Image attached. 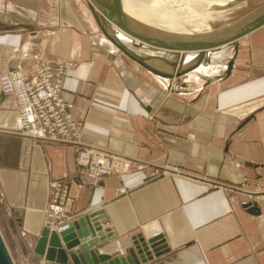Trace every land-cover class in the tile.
I'll return each instance as SVG.
<instances>
[{
	"label": "crops",
	"instance_id": "0c3cea01",
	"mask_svg": "<svg viewBox=\"0 0 264 264\" xmlns=\"http://www.w3.org/2000/svg\"><path fill=\"white\" fill-rule=\"evenodd\" d=\"M21 1L4 6L0 0V13L16 10L36 20L29 0ZM72 14L66 15L69 22L90 29L92 37L56 31L50 41L52 55L78 63L65 79L64 99L74 105L82 141L120 156L131 168L93 182L79 170L76 147L34 144L4 131L15 127L17 113L0 93V200L21 249L34 252L45 230L51 184L61 182L73 185L65 221L104 211L102 226L111 238L98 248L101 253L124 254L142 235L160 240V255L147 264H264V26L243 38L245 51L226 82L198 94L201 72L226 70L233 49L208 56L189 73L191 94L182 97L170 95L175 79L152 77L132 60L123 61L98 34L92 13L86 19ZM20 42L19 34L0 32V76L7 53ZM122 42L142 56H162L134 48L131 38ZM148 62L167 69L162 61ZM177 62L179 71L183 65ZM27 234L36 236L29 247ZM33 254L31 260L46 262Z\"/></svg>",
	"mask_w": 264,
	"mask_h": 264
},
{
	"label": "rangeland",
	"instance_id": "374dc122",
	"mask_svg": "<svg viewBox=\"0 0 264 264\" xmlns=\"http://www.w3.org/2000/svg\"><path fill=\"white\" fill-rule=\"evenodd\" d=\"M2 1H3L4 6H7V4L10 3V0H2ZM67 1L71 2V7L65 6V4H66L65 2H67ZM67 1H65V0H41L39 4H35L33 1L31 2V0L27 1L28 3L26 2V5L31 6L32 9L34 10L35 16L37 15L36 20L31 18V17L24 16V15L18 13L16 10H10V11L4 10L3 13H0V14H2V16L8 17L11 20V21H7L6 23H4L2 21L3 19H0V24H1L0 25V32L12 33L14 35L19 34L21 36L20 45L17 48H15L14 53H12V54L7 53V56L5 59V68L1 74L2 76L6 75L7 72L10 70L11 71L18 70L20 66L23 68V70L26 74L30 75L31 73H33V70L36 68L35 65L37 64V61L41 57L47 63L49 61L50 63H52V62L58 63L59 62V63L68 64L69 67H68L67 71L65 70L66 74H65L64 80H63L62 98L64 99L63 92H64L65 79L67 78L69 71L72 68L77 67L78 63L71 61V60H68V59H65L63 57L57 56V55H52V53L49 50L50 41H51V39H53L52 37L56 34V31H61V33H59V34H62L63 32H65L67 34V36L72 33V35H80V36H85L87 38L92 37V36H89L91 34L90 29H88V31H86V32L85 31L83 32L82 29H79L78 27L72 25L69 22V20L67 19L66 15H69L70 11H71V13H73L71 15L72 17H73V15L74 16L81 15L82 18L86 19L85 15L87 16V14H88V17L90 16L91 13L94 15V11H93L92 7L89 5L90 0H87V1L86 0H67ZM17 2L19 4L22 3L21 0H17ZM21 5H23V4H21ZM16 6H18V5H16ZM263 6H264V0H247V2L245 4L238 5V7H235L234 9H230L227 12L220 15L219 17H217V19L210 20V24L218 32L225 30V29H228V28H231V27L235 26L234 24H236L237 22L241 21L242 19L248 17L253 12H255L256 10L260 9ZM125 12L127 13L130 20H132V18H133L137 21H141L138 18H134V15H131L127 11V9L125 10ZM77 16H76V18H77ZM146 21H147L146 23L149 25V27L151 29L157 31L158 33H161L164 35L169 34L172 36L176 35L175 33H171L170 31H167V30H165L159 26H156L154 23H152L151 21H149L147 19H146ZM93 23L96 27H98V30H99L98 34H102L106 40H108L110 43H112L114 45V42L112 41V39L108 38L105 35V33L102 30L100 24L98 23L96 17H95V21H93ZM20 31H22V33ZM50 34H52L53 36H50ZM112 36L115 38V40H117V38L115 37V34H112ZM194 36L196 37L197 35H194ZM26 44H27V46H29V48H25ZM236 45L237 46L235 48H233V56L231 57V59L228 63V66L230 64L233 65L231 67V71L228 72V67H227L226 70H221L217 74L214 73L212 75H205L204 72H201V77L199 78L198 85H203V87H200V92L199 93L196 92V93L202 94L204 92V89L207 88V86L212 85V84H214V85L222 84L223 82L227 81V79L232 75L234 67L236 66V64L238 62V56H239L240 50L242 52L245 51L244 50L245 42H244L243 38L238 40ZM126 47H128V46H126ZM11 49H13V46L10 47V50ZM128 49H130V48L128 47ZM147 49H149V48L147 47ZM10 50H8V52ZM118 50L120 51V52L118 51L119 52L118 56H121V59H123V61L126 59L132 60L133 62H135L139 66L148 70L146 67L142 66L140 63H138L137 61L133 60L128 55H126L119 48H118ZM24 55H27V57H25ZM137 55L142 56L141 54H137ZM143 56L145 57V55H143ZM205 59H208V56H204L203 60H205ZM169 60L172 61L171 63H176V61L173 59H169ZM145 62L149 63L147 61H145ZM196 63H197V61H196ZM150 64L153 68L161 71L158 68V65L154 64L153 62H151ZM194 65L187 66L184 69L181 68L178 72L174 68V66H175L174 64L171 65V68H169L168 64L166 65L167 69H165V71H162V72L174 74V77H175L174 82L177 84V87L175 89L176 92L175 91L171 92L170 95L175 94L178 96L185 97V96H189L191 94L188 91V90H190L191 85L189 84L190 79H187V76L189 75V73H195V71L198 70L199 67L189 71V69L191 67H193ZM149 72L151 73V75L153 77L154 73L151 71H149ZM164 92L168 93L170 91H168L165 88ZM14 99H15V97L13 95L10 96V100L7 102L9 107L10 106L12 107V103H13L12 101ZM2 101L4 102L5 100H2ZM71 113H72V111H71ZM72 116H73V114H72ZM77 123H79V122H77ZM8 132H10V131H8ZM10 134H12V133H10ZM81 134L83 135L82 130H81ZM31 139L33 140L34 144L48 143V142H36V140H34L33 138H31ZM56 144H62V143H56ZM83 144L85 145L83 147L84 149L85 148H91V147H94V148L97 147V146H88L84 142H83ZM65 145H68V144H65ZM97 148H100V147H97ZM100 149L107 151L106 149H103V148H100ZM77 152H78V148L76 150V161L78 162L79 158H80V154H79V152L78 153ZM79 170L82 171V169L80 167H79ZM163 173L170 174L171 172L165 170ZM154 174H155V176H159V174L157 172H155ZM104 176H107V175H104ZM104 176H102V177H104ZM62 184L67 185L69 188L68 202H67V206H68L69 201L71 200V190L73 188V185L65 184V183H62ZM50 189H51V187H50ZM51 199H52V197H51ZM50 203H51V200H50L48 207L46 209V220L45 221L50 222V223L53 222L58 227L62 223H67V222L72 223L74 221V219H72L71 221H65L66 219L64 218V216L61 218H58V219L57 218H52V219L49 218L48 210H49ZM4 211L5 210H4L3 203L0 200V228H1V231L3 233L2 235H4L3 236L4 240L10 249V253L12 255V258H13L15 264H46L47 262L41 263L42 262L41 261L38 263V261L31 260V256L34 253V252H32V250H29V252L26 253V251H23V249H21V245L19 244V241L16 239V236H15L12 228L7 227V223L9 222V219L5 218L3 216ZM75 220H77V219H75ZM5 225H6V227H5ZM35 239H36V236L32 237L29 234L24 236V240H25L27 247H29L31 242L35 241ZM159 242H160V240L157 238L156 244L159 245ZM34 254H33V256H34ZM120 256H124V255L121 254Z\"/></svg>",
	"mask_w": 264,
	"mask_h": 264
},
{
	"label": "bare ground",
	"instance_id": "6f19581e",
	"mask_svg": "<svg viewBox=\"0 0 264 264\" xmlns=\"http://www.w3.org/2000/svg\"><path fill=\"white\" fill-rule=\"evenodd\" d=\"M113 1L114 0H90L89 5L93 7V11H95L97 16L98 15L100 16V14L104 16L101 10L97 8V6L100 5L108 13H111L113 17L117 18L118 16H116L115 11L111 9L112 8L111 5ZM246 2L247 0H119V4L121 8L120 16L124 19V22L129 26V28L135 32L134 34L144 35L151 40L152 39L157 40L158 41L157 43H161V44H162L161 41H164L167 43L169 42L168 44L175 43V42H181V41L198 42L200 45H203L206 47L205 49L202 50L205 54L203 56H210L215 53H216V56H219L221 53L231 51L233 48H235L234 46L235 42L233 40H232L233 42L232 41L222 42V43L219 42L218 44H212V45L210 43L215 40H220L222 38V37L219 38L221 35L227 34L229 36H234L235 33L238 32V30L241 28V26H243L244 24H248L250 20L245 19V21L244 20L241 21L239 25L233 26L231 28H228V29H225L219 32L212 27V25L210 24V20L217 19V17L227 12L228 10L234 9L235 7H238V5L245 4ZM124 7L127 9V11L131 15H134V18H138L142 22L137 21L133 18L132 20H130L127 13L125 12L126 9ZM146 19L154 23L156 26H159L167 31H170L171 33H175L176 35L172 36L169 34L164 35V34L158 33L157 31L149 27V25L146 23L147 22ZM105 20H106V24L103 21H101V24L105 27L106 31L108 32L110 36L112 34H115V37L118 40L116 41L118 42L119 45L123 44L127 46L122 41L124 40L125 42H128V38H131L132 39L131 43L134 48L139 49V48L146 47L147 49L148 47L149 48L148 51L149 50L152 51V55L154 53L153 51H156L160 53L162 56L174 57L176 60V63H171L172 61L166 59L165 57L157 56V55L145 57V59L148 61L159 60V61H162L166 65L168 64L170 68H171V65L174 64L176 66V67L174 66L175 69H177V67L179 66L177 60L180 61V64L182 63L183 65L182 69H184L187 66L196 64L198 54L195 51L188 50V49L187 50L190 51L189 53L185 52L184 50H175V51L169 50L168 51V49H165L159 46H152L146 42L140 41L135 36H132V34H128L127 32H125L123 29L117 26L116 23L111 20V18L110 19L106 18ZM118 20L121 21V19H118ZM194 35H197V36L199 35V36L198 38H193L195 37ZM50 36H53V35L50 34ZM246 36H243L240 39ZM240 39L238 38V40ZM118 44L114 43V46L116 47L117 50L119 48L117 46ZM156 45H160V44H156ZM25 48H29V46H27L26 44ZM143 52L144 51H142V53ZM186 60H189V63L187 64V66H184V62ZM201 60H203V57ZM204 61L205 60H203L199 68L203 65ZM159 76L169 81H173L175 79V77L173 79L167 78V76H163L162 74H159ZM5 97L8 98V100H10V96H5ZM6 107L10 110L16 111L13 105L12 107L11 106L9 107L7 104ZM16 113H17V118H16L15 127L13 129H9V130L6 129L4 131L6 132L10 131L8 133H12L13 135L20 136L23 138L26 137L27 139L32 140L31 138L35 137L34 133L30 129L28 130L24 129L21 123L22 120L20 119L17 111ZM101 159L103 160V158ZM83 162L93 167L97 165L98 157L95 155H86ZM105 165H107V163H105ZM67 224H68L67 226L65 224V226L63 225V226L58 227L53 222L50 223L46 221V227L49 228L50 233L56 231L58 234H60L61 232L68 230L70 228L69 226L70 223H67Z\"/></svg>",
	"mask_w": 264,
	"mask_h": 264
},
{
	"label": "built area",
	"instance_id": "2783aa9c",
	"mask_svg": "<svg viewBox=\"0 0 264 264\" xmlns=\"http://www.w3.org/2000/svg\"><path fill=\"white\" fill-rule=\"evenodd\" d=\"M35 66L30 75L20 66L18 70H10L0 77L1 93L15 97L12 105L18 111L24 129H30L34 133L33 139L36 142L62 143L78 148L81 172L93 182L104 175L130 170L131 163L112 152L97 147L83 148L85 145L82 142L81 125L71 113L74 106L62 98L63 80L69 65L47 63L41 57ZM86 155L97 156V165L91 167L84 163ZM81 187L82 185H77V188ZM51 190L48 215L51 219H58L64 216L67 209L69 188L60 182H53ZM67 223L60 226H67Z\"/></svg>",
	"mask_w": 264,
	"mask_h": 264
},
{
	"label": "water",
	"instance_id": "95a60500",
	"mask_svg": "<svg viewBox=\"0 0 264 264\" xmlns=\"http://www.w3.org/2000/svg\"><path fill=\"white\" fill-rule=\"evenodd\" d=\"M111 7V9L115 11L116 16H118L117 18L113 17L111 13H108L102 6H97V8L101 10L106 18H111V20L115 22L117 26H119L128 34H132V36H135L142 42H146L152 46H159L168 49V51L184 50L187 53L190 52L188 50L195 51L198 54V58L196 60L197 63L191 67L189 71L198 68L202 64L203 60L201 59L204 57L203 55H205L202 50L206 48L205 46L200 45L198 42H184L181 40V42L170 44H168L169 42L167 43L161 41V44L157 43V40H151L144 35L134 34L135 32L129 28V26L124 22V19L120 16L121 8L119 0H114ZM94 15L105 35L112 39L114 43L118 44L115 38L112 35L110 36L105 27L101 24V21L105 22L106 24V18L101 14L100 16H97L95 11ZM118 19H121L122 22ZM245 19H249L250 22L241 26L234 36H229L227 34L221 35L219 37H222L220 40H215L210 44H218L219 42L222 43L233 40L235 42L234 46L236 47L238 38L240 39L241 37L246 36L256 29L264 26V6L241 21H245ZM241 21L234 25H239ZM193 38H198V36ZM117 46L126 55L140 63L142 66L146 67L149 71L158 75L162 74L163 76H167V78L170 79L174 77V74L162 72L153 68L150 64L145 62L148 61L145 59V57L138 56L125 45L118 44ZM232 66V64L228 66V72L231 71ZM104 218V211L91 213L90 215L74 220L72 223H70V228L64 232H61L60 234H58L56 231L50 233L49 228L45 227V230L38 239L34 253L40 257H43L46 262L55 264H147L148 261H151L154 259V257H158L160 255L161 250H159L158 245L156 244L157 239L153 238L147 241L142 235H139L135 239L133 248L126 250L123 254L124 256H120V252L115 254L101 253L98 248H100L102 244H107L106 241L111 238V230L103 229L102 225L105 223ZM0 264H15L1 231Z\"/></svg>",
	"mask_w": 264,
	"mask_h": 264
}]
</instances>
